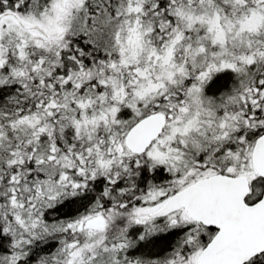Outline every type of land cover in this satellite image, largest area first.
Here are the masks:
<instances>
[{"label":"snow or ice","instance_id":"snow-or-ice-1","mask_svg":"<svg viewBox=\"0 0 264 264\" xmlns=\"http://www.w3.org/2000/svg\"><path fill=\"white\" fill-rule=\"evenodd\" d=\"M0 264H264V0H0Z\"/></svg>","mask_w":264,"mask_h":264}]
</instances>
